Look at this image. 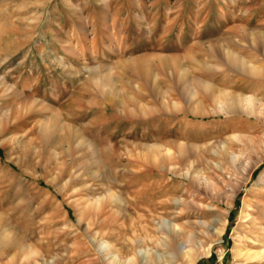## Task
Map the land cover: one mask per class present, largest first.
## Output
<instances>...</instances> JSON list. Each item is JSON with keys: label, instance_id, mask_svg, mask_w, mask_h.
I'll return each mask as SVG.
<instances>
[{"label": "rangeland", "instance_id": "obj_1", "mask_svg": "<svg viewBox=\"0 0 264 264\" xmlns=\"http://www.w3.org/2000/svg\"><path fill=\"white\" fill-rule=\"evenodd\" d=\"M259 33L264 0H0V264H264V81L220 104Z\"/></svg>", "mask_w": 264, "mask_h": 264}, {"label": "bare ground", "instance_id": "obj_2", "mask_svg": "<svg viewBox=\"0 0 264 264\" xmlns=\"http://www.w3.org/2000/svg\"><path fill=\"white\" fill-rule=\"evenodd\" d=\"M253 45L254 46L252 47L255 50V54L252 55V59H246L242 57L239 58V56L235 55L231 51H228L226 49L223 50L224 56L222 57V61L220 62L221 66L227 68L226 71H232L236 69L235 71L238 72V74H236L237 76L230 77L229 80H225V81L224 79L222 80L224 87L220 90V101H221L220 104L222 105V107H224L225 113L232 114V113L238 112V109L240 108V106L242 104L244 105V102H245L244 96L242 94H239V91L240 92L247 91L249 90L251 85H253V83H257V82L261 83L262 81H264L263 80L264 79V34L259 33L253 36ZM248 111H249L248 113L253 114L252 110H248ZM3 220L4 218L0 215V234L1 235H3L4 232L6 231L3 227ZM252 222L255 225V219L254 220L252 219ZM93 242L94 240H92V244ZM107 244L102 245L101 254L105 253L103 251L104 248H105V251L107 250L109 243ZM254 245H255V250L248 249L246 247L244 248L235 247L234 254L239 259V262H243L245 260H251V259H256L258 261H261L264 259V240L257 237L254 242ZM197 255L198 254H196V252L192 249L184 251L181 255V258L183 259V264H195L198 258ZM148 256L150 257L149 251L148 252L145 251V254L143 256V259H144L143 261L146 262ZM44 264H49V262L48 263L45 262Z\"/></svg>", "mask_w": 264, "mask_h": 264}]
</instances>
